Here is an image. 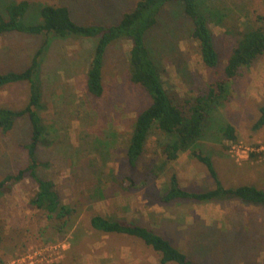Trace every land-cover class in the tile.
<instances>
[{"label": "rangeland", "instance_id": "obj_1", "mask_svg": "<svg viewBox=\"0 0 264 264\" xmlns=\"http://www.w3.org/2000/svg\"><path fill=\"white\" fill-rule=\"evenodd\" d=\"M20 1L0 0V8ZM26 1L30 5L28 22L38 21L39 7L52 5L67 6L78 24L109 25L135 0ZM214 2L224 14L225 24L216 18L209 22L220 55L217 68L203 65L184 21L172 8L165 11L164 20L149 37L164 87L181 103L222 79L234 42L227 29L245 25L246 17L264 15V0ZM42 41L41 37L19 33L0 35V73L25 69ZM92 46L91 40L52 38L39 75L45 104L41 115L47 134L38 148L42 163L38 174L52 181L62 203L76 205L80 214L71 226L58 232L40 211L30 207L36 191L32 179L11 184L0 197V264H159V256L140 240L94 231L89 218L95 213L153 229L198 264H264V204L240 199L161 202L170 173H176L181 186L190 192L210 191L215 183L190 152L181 153L169 165L166 176L154 179L144 165L159 157L164 140L156 134L148 138L143 165L135 171L128 167L126 140L149 97L130 83L127 58L131 45L127 41L108 49L104 93L100 98L91 96L86 71ZM27 99L24 83L0 90V106L21 108ZM263 105L264 56L229 83L219 117H215L210 135L202 140L204 154L211 158L226 189L253 186L264 191V154L260 153L264 151V126L253 129ZM221 120L235 128L236 141L215 137ZM30 136L27 118L18 119L11 132H0V180L28 166L27 151L21 146L29 143ZM236 145H241L239 152L233 149ZM126 177L133 179L132 187L122 183Z\"/></svg>", "mask_w": 264, "mask_h": 264}, {"label": "trees", "instance_id": "obj_2", "mask_svg": "<svg viewBox=\"0 0 264 264\" xmlns=\"http://www.w3.org/2000/svg\"><path fill=\"white\" fill-rule=\"evenodd\" d=\"M29 8L26 0L11 2L3 10L0 8V35L19 33L43 38L25 69L0 73V90L24 83L28 91V99L23 107L0 106V132H11L20 118L28 119L31 131L29 143L21 146L27 151L30 162L17 174L0 180V197L8 186L29 177L36 187L29 201L30 207L40 211L47 221L52 222L56 231L62 232L71 226L80 214L76 205L62 203L52 181L39 176L38 169L42 163L37 156L38 148L45 142L47 134L41 115L45 111V104L39 77L44 52L52 38H79L93 41L86 71V88L96 98L104 93L103 71L108 49L120 41H127L131 45L127 58L129 80L147 94L149 103L134 118L126 140L125 158L128 167L135 171L143 165L148 138L156 134L164 140L159 146V157L151 164L144 165V169L154 179L166 176L169 165L181 153L190 152L193 158L206 167L215 183L210 191L190 192L181 186L176 173H170L165 178L160 194L161 202L169 204L174 201L221 202L240 199L246 203L264 204V191L253 186L224 188L211 158L204 154L202 145L203 138L210 135L215 117H219L218 112L228 96L229 83L264 56V15H257L255 19L246 17L245 25L227 29L234 42L223 67L222 79L210 84L204 93L181 103L175 94L164 87L151 54L149 37L164 20L165 11L172 8L178 14L177 18L184 21L187 35L196 44L203 65L208 69L217 68L220 55L209 22L216 18L223 24L224 14L221 15V11L215 7L214 0H135L116 22L109 25L78 24L72 19L67 6L52 5L39 7L38 21L28 22L26 16ZM259 113L254 130L264 126V105L260 107ZM221 122L214 131L215 137L219 141H236L235 128ZM122 183L128 187L134 185L130 177L123 179ZM89 225L94 231L106 235H125L140 240L159 256V264H198L153 229L96 213L90 216Z\"/></svg>", "mask_w": 264, "mask_h": 264}, {"label": "built area", "instance_id": "obj_3", "mask_svg": "<svg viewBox=\"0 0 264 264\" xmlns=\"http://www.w3.org/2000/svg\"><path fill=\"white\" fill-rule=\"evenodd\" d=\"M239 148H241V145H236V146H233V149H236L237 150V152H239ZM261 150H263V149H261ZM260 153H262V154H264V151H260Z\"/></svg>", "mask_w": 264, "mask_h": 264}]
</instances>
